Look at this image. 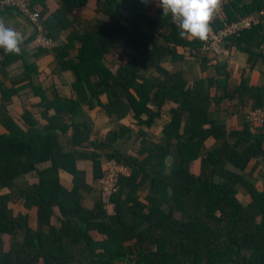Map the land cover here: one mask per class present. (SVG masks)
<instances>
[{
  "label": "trees",
  "instance_id": "1",
  "mask_svg": "<svg viewBox=\"0 0 264 264\" xmlns=\"http://www.w3.org/2000/svg\"><path fill=\"white\" fill-rule=\"evenodd\" d=\"M46 1L31 0V6L46 7ZM151 1L99 0L97 11L111 19L100 30L73 34L52 48L30 49L37 35L33 31L21 44L20 54L0 48V123L6 128L0 134V187H15L22 174L36 171L39 175L35 184L0 194V264H113L129 260L131 252L125 244L130 241H134L133 264H264V183L258 189L253 182L258 160L250 165L264 154V124L257 132H251L248 123L240 130L207 124L212 101L252 93L254 107L261 106L264 87L248 86L242 79L234 90L229 89L225 64H216L217 77L209 79L207 89L202 81L192 87L178 73L169 72L160 62L163 57L183 59L185 54L178 47L190 56L199 55L203 41L182 38L171 14L163 15L162 8L148 14ZM84 3L61 0V6L42 21L47 36L56 41L68 24L67 11ZM252 14H259L256 22L231 38L249 60L257 56L264 60V0H222L210 26L217 30ZM154 34L164 42L158 43ZM120 40L123 44L116 43ZM75 42L79 43L78 60L72 61L68 49ZM110 51L122 60L126 57L115 69L102 61ZM44 52L54 54L60 70H74L72 96L55 92L49 99L45 88L34 84L38 65L29 62L28 56ZM18 59L23 60V75L11 79L9 66ZM207 62L203 56L202 68ZM151 66L154 74L147 75L144 69ZM26 87L41 97L40 113L47 120L42 126L31 115L25 118L26 127L21 126L10 114L14 96ZM211 87L223 93L210 96ZM102 94L107 96L103 103ZM167 101L173 105L163 111ZM80 105L96 106L110 118L130 116L138 133L132 153H123L115 145L118 139L132 136L129 125L119 124L101 140H89L88 122L72 121ZM161 119L156 139L149 130ZM69 130L72 148L66 150L60 138ZM223 135L233 143L206 148L209 137L217 140ZM243 142L246 146L238 149ZM80 158L91 161L92 180L102 176L105 159L130 168L109 197L110 214L100 197L90 207L84 204L82 191H90V184L76 165ZM40 164L47 165L40 169ZM62 172L71 176L70 188L63 183ZM260 174L264 179V173ZM15 197L38 207L37 230L29 226L28 215H13L9 202ZM55 208L61 214L59 228L51 224ZM93 231L104 240L95 242L90 236ZM19 232L24 240L5 251L3 236Z\"/></svg>",
  "mask_w": 264,
  "mask_h": 264
},
{
  "label": "crops",
  "instance_id": "2",
  "mask_svg": "<svg viewBox=\"0 0 264 264\" xmlns=\"http://www.w3.org/2000/svg\"><path fill=\"white\" fill-rule=\"evenodd\" d=\"M99 0H85L83 5H79L70 9L66 13V19L68 24L66 28L62 29L58 35V39L55 41V45L66 42V39L73 34L83 33L86 30H100L109 25L111 19L105 13L97 11ZM222 3V0H221ZM220 3V4H221ZM43 12V19H47L51 16L61 6V0H47L46 7L43 5L37 4ZM161 7L158 6L156 0H152L147 5V12L150 15L156 14ZM5 10L0 7V20H3L7 25H10L17 31L21 32L24 36V39L29 37L34 31V26L28 21V19L17 10ZM220 10V5L216 12ZM215 12V13H216ZM263 14V12H261ZM249 16H254L256 19L259 14H252ZM158 43H163L164 40L159 34H154ZM232 36V35H231ZM231 36L223 42L219 52H210L204 49H201L199 55L190 56L187 54L186 50L178 47V52H184L185 56L183 59H172L170 55L163 57L160 62L169 70L171 73H178L182 78L188 81L192 87H197L199 82L205 83L204 89H207L206 83L209 79H216L217 71L216 64H225L226 70L228 72V88L234 90L236 86L240 83L242 79L245 80V83L248 86L254 87H264V60L257 56L255 60H249L246 52L241 51L236 44L233 42ZM117 44H123V41H116ZM78 47L79 43L75 42L74 45L68 49V57L72 61L78 60ZM262 52L264 53V46L262 47ZM203 56L208 57L207 66L202 68L201 60ZM126 57L121 59L115 51H110L106 53L102 61L111 69H115L120 62H123ZM29 62H35L38 65V70L33 74V82L36 85H42L49 99H52L55 95V92H58L61 96H72L73 92L71 89V84L76 80V74L73 69L68 68L65 70L59 69V63L55 58L52 52H44L39 56H34L32 53H29L28 56ZM9 77L11 79H19L22 77L24 72L23 60L18 59L14 61L9 66ZM145 73L154 74V67L145 68ZM1 77V75H0ZM10 80V79H9ZM10 84V81L7 82ZM206 87V88H205ZM223 92L220 89H215L214 87L210 88V96H220ZM1 99L0 93V102ZM100 101L106 102L107 96L105 94L100 95ZM41 102V97L37 96L31 87H26L22 89L16 96H14L12 102L9 105L10 114L13 118L21 125L25 126V118L27 116H34L39 125L42 126L47 123V120L42 117L40 113L39 104ZM256 101L252 93L246 95H237L233 94L230 98H225L220 102L212 101L207 110V119L208 123H217L224 124L227 130H240L245 123H248L251 132L259 131L260 125L256 122L250 121L247 119L248 112L254 107ZM172 102H165L163 111L167 110ZM53 112V111H51ZM130 116H125L118 119L116 116L110 118L106 112L99 109L98 107H93L91 109L87 108L86 105H80L77 108L76 113L72 116V121L75 124H81L83 122H88L90 127V133L88 139L101 140L106 133L111 129H117L119 124L129 125L131 130L129 134L130 138L124 136L116 141L115 145L119 148V151L123 153H132L136 148V138L138 136L137 126L133 123V119L129 118ZM164 119L158 120L156 126L150 131V135L153 138H158L160 135V130ZM6 132V128L3 124L0 123V134ZM71 130L68 133L61 136L60 141L63 147L68 150L72 147L68 144V136L70 135ZM229 141L233 143V139L228 135H223L219 139L209 137L205 146L208 149H211L214 145L220 146L224 142ZM246 144L240 143L238 149H243ZM80 150V148H78ZM258 160L256 169L253 171V182L258 189H262L264 179L261 176V172L264 173V154L256 157L251 161L250 165L255 164ZM47 164H40L39 168L42 169ZM76 165L79 169L83 170L84 179L86 183L90 184V191H82L84 204L86 206H91L93 201L99 197L100 192V182L99 178L92 180L91 175V161L88 159H78ZM61 178L66 187L70 188L72 184L71 176L62 172ZM39 181V175L36 171H32L26 174H22L15 180V187L13 188H1L0 194L5 192H14L18 189L28 187L32 184H35ZM142 194L147 192L146 189L142 190ZM9 207L16 217L18 215H28L29 216V226L34 230L38 229V207L33 205L30 201L25 200L24 198H13L9 202ZM103 208L108 214L112 212L113 205L109 202L103 204ZM56 212L52 217V225L59 228L60 223V211L55 208ZM107 220V219H106ZM46 232L49 229H45ZM91 238L95 242H102L104 236L99 235L96 232L90 233ZM25 235L21 232L16 235H4V250L9 251L12 243L24 240ZM126 248L130 250L128 261L114 262L113 264H133L130 262L133 255L134 241H130L125 244Z\"/></svg>",
  "mask_w": 264,
  "mask_h": 264
},
{
  "label": "built area",
  "instance_id": "3",
  "mask_svg": "<svg viewBox=\"0 0 264 264\" xmlns=\"http://www.w3.org/2000/svg\"><path fill=\"white\" fill-rule=\"evenodd\" d=\"M0 7H11L21 12L34 26L37 32L35 38L29 43L30 49L38 47L52 48L55 40L47 36L44 26L41 9L39 6L32 7L31 0H0ZM256 22L254 16H243L237 20L226 24L222 28L214 30L210 26V32L206 40H203L202 49L210 52H219L223 42L231 35L239 34L243 29L250 28ZM247 119L256 122L258 125L264 124V104L253 107L247 114ZM103 174L99 177L100 192L99 197L103 204L107 203L109 197L113 195L119 187V177L127 176L130 168L115 159H105L103 161Z\"/></svg>",
  "mask_w": 264,
  "mask_h": 264
},
{
  "label": "clouds",
  "instance_id": "4",
  "mask_svg": "<svg viewBox=\"0 0 264 264\" xmlns=\"http://www.w3.org/2000/svg\"><path fill=\"white\" fill-rule=\"evenodd\" d=\"M148 3L149 0H142ZM163 15L171 14L172 22L183 38L206 40L210 32V20L221 0H157ZM24 36L3 20H0V48L6 53L20 54ZM264 104V103H263Z\"/></svg>",
  "mask_w": 264,
  "mask_h": 264
}]
</instances>
